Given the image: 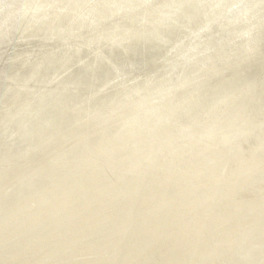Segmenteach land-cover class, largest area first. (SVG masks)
Returning <instances> with one entry per match:
<instances>
[{
	"label": "rangeland",
	"instance_id": "1",
	"mask_svg": "<svg viewBox=\"0 0 264 264\" xmlns=\"http://www.w3.org/2000/svg\"><path fill=\"white\" fill-rule=\"evenodd\" d=\"M0 19V264H264V0Z\"/></svg>",
	"mask_w": 264,
	"mask_h": 264
},
{
	"label": "bare ground",
	"instance_id": "2",
	"mask_svg": "<svg viewBox=\"0 0 264 264\" xmlns=\"http://www.w3.org/2000/svg\"><path fill=\"white\" fill-rule=\"evenodd\" d=\"M58 6V5H57ZM35 11V10H34ZM17 12V11H16ZM19 18V17H18ZM1 20V19H0ZM28 21V20H27ZM13 24V23H12ZM3 26V25H2ZM192 33V32H191ZM4 35V34H3ZM5 39V38H4ZM46 120V119H45Z\"/></svg>",
	"mask_w": 264,
	"mask_h": 264
}]
</instances>
